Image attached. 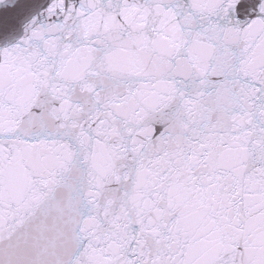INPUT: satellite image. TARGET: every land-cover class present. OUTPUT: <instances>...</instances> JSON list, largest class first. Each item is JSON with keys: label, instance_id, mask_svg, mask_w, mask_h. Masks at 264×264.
<instances>
[{"label": "snow or ice", "instance_id": "obj_1", "mask_svg": "<svg viewBox=\"0 0 264 264\" xmlns=\"http://www.w3.org/2000/svg\"><path fill=\"white\" fill-rule=\"evenodd\" d=\"M0 264H264V0H0Z\"/></svg>", "mask_w": 264, "mask_h": 264}]
</instances>
